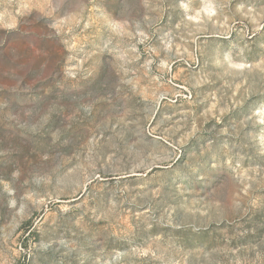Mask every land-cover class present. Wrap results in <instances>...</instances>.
<instances>
[{
    "label": "rangeland",
    "instance_id": "obj_1",
    "mask_svg": "<svg viewBox=\"0 0 264 264\" xmlns=\"http://www.w3.org/2000/svg\"><path fill=\"white\" fill-rule=\"evenodd\" d=\"M0 264H264V0H0Z\"/></svg>",
    "mask_w": 264,
    "mask_h": 264
}]
</instances>
